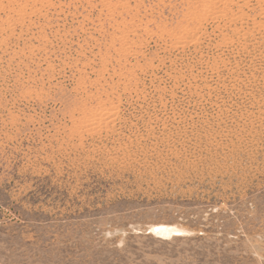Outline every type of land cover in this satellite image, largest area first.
Listing matches in <instances>:
<instances>
[{
	"label": "rangeland",
	"instance_id": "rangeland-1",
	"mask_svg": "<svg viewBox=\"0 0 264 264\" xmlns=\"http://www.w3.org/2000/svg\"><path fill=\"white\" fill-rule=\"evenodd\" d=\"M0 264H264V0H0Z\"/></svg>",
	"mask_w": 264,
	"mask_h": 264
},
{
	"label": "bare ground",
	"instance_id": "bare-ground-1",
	"mask_svg": "<svg viewBox=\"0 0 264 264\" xmlns=\"http://www.w3.org/2000/svg\"><path fill=\"white\" fill-rule=\"evenodd\" d=\"M93 113V112H92ZM98 113L97 112H94L92 115H97ZM99 115V114H98ZM100 117V116H99ZM95 118V117H94ZM106 118V117H105ZM101 119V118H100ZM161 232V231H160ZM167 233V231H165ZM162 234V232H161ZM168 234V233H167Z\"/></svg>",
	"mask_w": 264,
	"mask_h": 264
}]
</instances>
